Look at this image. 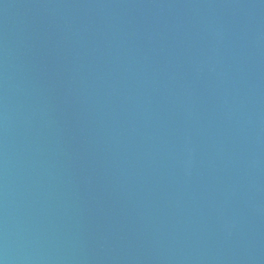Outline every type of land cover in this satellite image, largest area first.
Returning a JSON list of instances; mask_svg holds the SVG:
<instances>
[{
    "label": "water",
    "instance_id": "95a60500",
    "mask_svg": "<svg viewBox=\"0 0 264 264\" xmlns=\"http://www.w3.org/2000/svg\"><path fill=\"white\" fill-rule=\"evenodd\" d=\"M0 264H264V0H0Z\"/></svg>",
    "mask_w": 264,
    "mask_h": 264
}]
</instances>
